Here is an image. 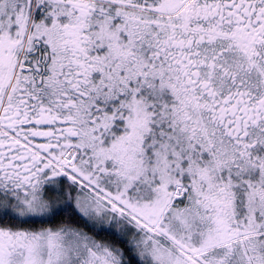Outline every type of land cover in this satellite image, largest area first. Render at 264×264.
<instances>
[{
    "label": "snow or ice",
    "instance_id": "snow-or-ice-1",
    "mask_svg": "<svg viewBox=\"0 0 264 264\" xmlns=\"http://www.w3.org/2000/svg\"><path fill=\"white\" fill-rule=\"evenodd\" d=\"M0 264H264V0H0Z\"/></svg>",
    "mask_w": 264,
    "mask_h": 264
}]
</instances>
